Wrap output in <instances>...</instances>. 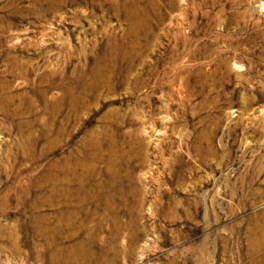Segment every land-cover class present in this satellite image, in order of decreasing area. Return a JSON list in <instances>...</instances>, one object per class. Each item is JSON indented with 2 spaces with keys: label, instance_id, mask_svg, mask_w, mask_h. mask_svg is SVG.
I'll use <instances>...</instances> for the list:
<instances>
[{
  "label": "rangeland",
  "instance_id": "1",
  "mask_svg": "<svg viewBox=\"0 0 264 264\" xmlns=\"http://www.w3.org/2000/svg\"><path fill=\"white\" fill-rule=\"evenodd\" d=\"M0 264H264V0H0Z\"/></svg>",
  "mask_w": 264,
  "mask_h": 264
}]
</instances>
